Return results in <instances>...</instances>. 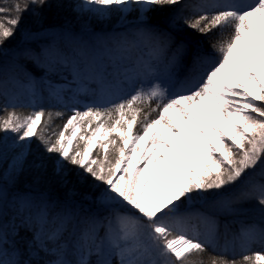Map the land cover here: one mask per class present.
Here are the masks:
<instances>
[{
	"label": "snow or ice",
	"instance_id": "snow-or-ice-1",
	"mask_svg": "<svg viewBox=\"0 0 264 264\" xmlns=\"http://www.w3.org/2000/svg\"><path fill=\"white\" fill-rule=\"evenodd\" d=\"M0 264H264V0H0Z\"/></svg>",
	"mask_w": 264,
	"mask_h": 264
}]
</instances>
